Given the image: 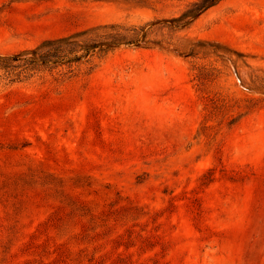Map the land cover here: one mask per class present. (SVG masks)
I'll list each match as a JSON object with an SVG mask.
<instances>
[{
	"label": "rangeland",
	"instance_id": "1",
	"mask_svg": "<svg viewBox=\"0 0 264 264\" xmlns=\"http://www.w3.org/2000/svg\"><path fill=\"white\" fill-rule=\"evenodd\" d=\"M103 23L160 43L0 71V264H264V0H0V54Z\"/></svg>",
	"mask_w": 264,
	"mask_h": 264
},
{
	"label": "trees",
	"instance_id": "2",
	"mask_svg": "<svg viewBox=\"0 0 264 264\" xmlns=\"http://www.w3.org/2000/svg\"><path fill=\"white\" fill-rule=\"evenodd\" d=\"M194 5L179 16L167 20L173 22L175 27L188 25L204 8L198 3ZM154 42L160 43L149 38L147 24H97L69 34L45 38L31 48L0 54V71L12 79H20L26 73L63 66L68 68V72H72L76 66L92 56L98 53L107 54L121 44L148 47Z\"/></svg>",
	"mask_w": 264,
	"mask_h": 264
}]
</instances>
